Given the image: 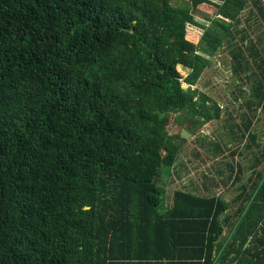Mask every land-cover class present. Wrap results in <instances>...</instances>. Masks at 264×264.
<instances>
[{
  "label": "trees",
  "instance_id": "obj_1",
  "mask_svg": "<svg viewBox=\"0 0 264 264\" xmlns=\"http://www.w3.org/2000/svg\"><path fill=\"white\" fill-rule=\"evenodd\" d=\"M203 4L232 22L194 43ZM220 48L224 109L192 88ZM213 120L210 169L165 207L180 132ZM0 264H264L263 0H0Z\"/></svg>",
  "mask_w": 264,
  "mask_h": 264
},
{
  "label": "rangeland",
  "instance_id": "obj_2",
  "mask_svg": "<svg viewBox=\"0 0 264 264\" xmlns=\"http://www.w3.org/2000/svg\"><path fill=\"white\" fill-rule=\"evenodd\" d=\"M214 1L220 2L221 0ZM201 7L202 8L196 11L194 14V18L200 24V26L192 24H185L184 26L185 37L188 40L193 41L194 43L198 41V39L204 32V28L202 27V25L205 27L217 29L218 31H220V34H222L225 25L227 26L232 22L230 18H224L222 17V15H216L213 11L212 5L203 4ZM197 52L204 58L210 59L211 62L209 66L204 69L198 81L192 88L197 89L199 93L209 96L210 98L215 100L222 109H224L225 106H231L230 100L232 101V93L237 95L236 85L238 84L237 81L235 84V81L231 80V55L227 50H222L221 48L218 51L198 49ZM177 68L182 77H185L190 72L189 69L182 68L181 66H178ZM182 87L186 88L187 86L183 83ZM213 104L214 102L211 101L206 102V105L209 107H211ZM220 125V121L213 120L211 122L205 123L202 126H195L193 128L194 133L185 136L184 140H182V147L180 149L177 163L175 165L176 170H173L171 174L174 175L175 171L181 170V165H183V167L189 168V170L192 171V173L189 174L190 181H187V179L184 180L188 188L191 187V185H189V182L191 181L194 183L198 181L196 183L198 185L201 180L200 173L210 169L213 160L206 155H210L211 153H206L205 146H202L200 144L206 142L207 140H217L218 138H220V135L222 133ZM181 128L182 127H180L178 123L176 124L173 121L168 125V132L170 134H177L180 132ZM181 133L182 131L180 132L178 141L181 140ZM218 142L222 144V139H219ZM235 148H237V146L229 144H227L225 148L224 155H226L228 159H231L232 162L233 159L229 152L230 150H233ZM239 149H241V147H239L238 150ZM244 156L245 153H239L238 151L237 154H235L233 157L234 160H237L238 162V160H243ZM166 170L167 169L165 167H162L161 171L163 173L158 178L157 186H160L164 189V196L168 197L169 200L171 198V194L175 190L182 189V181L173 178L172 180L174 182H172L171 180V183H169L170 176L168 175ZM247 175L248 172H245L244 177ZM234 188L235 187L226 191V189L220 187L219 189H215L214 192H216V194L218 195L223 194L226 200H230V194L233 192Z\"/></svg>",
  "mask_w": 264,
  "mask_h": 264
},
{
  "label": "crops",
  "instance_id": "obj_3",
  "mask_svg": "<svg viewBox=\"0 0 264 264\" xmlns=\"http://www.w3.org/2000/svg\"><path fill=\"white\" fill-rule=\"evenodd\" d=\"M178 169H180V168H178ZM173 170H176V167H171V168H169V171H170V173H169V176H170V181H169V183H171V180H172L173 178H174V179L176 178V179L182 181V182H181V186H182V188H186L185 186H187V185L185 184L184 180L187 179V181H188V180L190 181L189 174L192 173V171L189 170V168L182 167L181 170L175 171L174 175H172L171 172H172ZM176 172H178V173L180 174V176H177V175H176V174H177ZM172 182H174V181L172 180ZM197 182H198V181H197ZM197 182H196V183H197ZM169 183H168V184H169ZM189 185H191V187H189V189H190V188H191V189H194V188H193V183H192V182H189ZM187 188H188V187H187ZM164 206H165V207H170V206H171V198H170L169 200L166 199V201H165V203H164Z\"/></svg>",
  "mask_w": 264,
  "mask_h": 264
},
{
  "label": "water",
  "instance_id": "obj_4",
  "mask_svg": "<svg viewBox=\"0 0 264 264\" xmlns=\"http://www.w3.org/2000/svg\"><path fill=\"white\" fill-rule=\"evenodd\" d=\"M190 133L186 130V129H183L182 130V133H181V140H184L185 136L189 135Z\"/></svg>",
  "mask_w": 264,
  "mask_h": 264
},
{
  "label": "flooded vegetation",
  "instance_id": "obj_5",
  "mask_svg": "<svg viewBox=\"0 0 264 264\" xmlns=\"http://www.w3.org/2000/svg\"><path fill=\"white\" fill-rule=\"evenodd\" d=\"M264 1V0H263Z\"/></svg>",
  "mask_w": 264,
  "mask_h": 264
}]
</instances>
